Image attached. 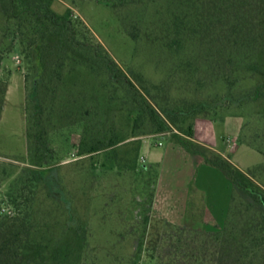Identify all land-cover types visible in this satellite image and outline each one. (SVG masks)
Wrapping results in <instances>:
<instances>
[{
	"label": "rangeland",
	"instance_id": "obj_1",
	"mask_svg": "<svg viewBox=\"0 0 264 264\" xmlns=\"http://www.w3.org/2000/svg\"><path fill=\"white\" fill-rule=\"evenodd\" d=\"M28 3L75 36L52 30L41 70L18 35L0 68V211L27 188V264H225L212 237L233 199L248 218L260 208L227 176L186 185L182 165L201 155L187 144L228 147L264 189V0Z\"/></svg>",
	"mask_w": 264,
	"mask_h": 264
},
{
	"label": "trees",
	"instance_id": "obj_2",
	"mask_svg": "<svg viewBox=\"0 0 264 264\" xmlns=\"http://www.w3.org/2000/svg\"><path fill=\"white\" fill-rule=\"evenodd\" d=\"M1 12L6 18V24L0 27V68L5 54L12 51L13 40L21 36L31 35L27 44L28 50L34 51L37 62L44 69L47 40L52 32L60 28L68 32L69 37L75 36L74 31L64 19L48 12L36 11L34 4L29 0H0ZM26 29L28 31H23ZM237 27L233 32H238ZM239 33V32H238ZM137 38V35L133 34ZM6 88L0 78V117ZM156 111H151V117ZM165 127H160L164 130ZM193 153L201 154L205 160L221 169L234 184H237L254 199L260 208L257 218L247 217L243 211L233 204L229 207V222L222 231L213 235V246L221 248L220 256L225 264H264V189L248 185L249 176L229 158L206 146L187 144ZM50 150L49 142L43 136L37 141L33 156V166L42 167L48 159L47 151ZM27 188L11 185L9 203L13 208L12 213L0 211V264H27V252L31 244L30 211L33 209L32 199L28 197ZM253 207V206H252ZM251 207V208H252ZM246 212H250L247 209ZM253 218V219H252Z\"/></svg>",
	"mask_w": 264,
	"mask_h": 264
},
{
	"label": "crops",
	"instance_id": "obj_3",
	"mask_svg": "<svg viewBox=\"0 0 264 264\" xmlns=\"http://www.w3.org/2000/svg\"><path fill=\"white\" fill-rule=\"evenodd\" d=\"M226 122L228 126L234 127L237 130V134H239L242 127V120L239 117H231L227 119ZM203 144L207 145L208 147L214 149L215 151L221 153L224 156H226L229 152L228 147L224 149H217L211 146L210 144ZM174 154L176 153H173L172 156H174ZM184 156L186 157V160H189L188 164H186L185 162V164L182 165L185 167L189 166L188 171L183 175L182 178V180L186 182V185H191L194 179H196V181H201L203 185H229L228 178L226 177L225 173L218 167L205 162V158L202 155H195L186 152ZM231 160L235 165L239 166L241 169H245L238 163H236L233 159Z\"/></svg>",
	"mask_w": 264,
	"mask_h": 264
}]
</instances>
